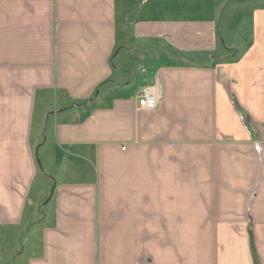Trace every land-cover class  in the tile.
<instances>
[{
	"label": "crops",
	"instance_id": "obj_1",
	"mask_svg": "<svg viewBox=\"0 0 264 264\" xmlns=\"http://www.w3.org/2000/svg\"><path fill=\"white\" fill-rule=\"evenodd\" d=\"M147 1L0 0V238L28 240L23 264H264V2L233 0L250 23L238 8L226 40L218 10ZM39 99L53 193L35 197Z\"/></svg>",
	"mask_w": 264,
	"mask_h": 264
},
{
	"label": "rangeland",
	"instance_id": "obj_2",
	"mask_svg": "<svg viewBox=\"0 0 264 264\" xmlns=\"http://www.w3.org/2000/svg\"><path fill=\"white\" fill-rule=\"evenodd\" d=\"M258 1L264 2L263 0H258ZM250 2H254L253 4L257 3L256 0H253V1L250 0ZM249 6H251V3ZM249 6L247 7L246 4L239 5L235 3L233 0H229V1L228 0H148L146 3V6L144 7V10L140 11V14L142 17L143 13L146 12V10L156 8L157 11H169V15H174V17H184V15H187V14H188V17H192V16H198L197 13H199V11L201 10L205 12V15L212 14L215 10L216 11L218 10L217 11L219 12L218 17L219 19H221L220 22L224 25L223 36L226 40H231V35L236 36V34L235 32L231 31V28L229 27L230 25L229 23L232 17L237 15L236 14L238 12L237 9L240 7L245 8V10L241 11L239 15L240 17L238 16V21L240 20L239 22L243 24L242 25L243 30L245 29L244 33L245 34L247 33L246 27L250 23V19H249L250 9L248 10ZM197 54L199 53L193 52L192 56L196 57ZM175 60H177L176 57H175ZM177 61L178 62L176 63H180L182 65L186 64L185 61L183 60L180 62L179 60ZM189 64H194V63L189 62ZM135 66L137 68L136 69L137 80H134V82H132L130 86V89H131L130 92L132 94L137 93V91L140 88H142V86L144 85V82H143L144 78H147L148 75H150L149 74L150 70H148V73H144L142 71L143 68L146 70L149 68L148 60L140 61V63L138 65L136 64ZM112 78L113 80H115L116 76ZM49 97L51 99L55 98L54 93L50 92ZM57 103H59L60 105L61 102L58 101ZM56 105L58 104H54L53 107H57ZM44 109H48V103L46 102L45 99L39 102L37 112L35 113V121H34L35 126H33V142L35 143V147H36L37 163L40 162V164L38 163L39 175L37 179L35 180L34 189H33L34 195L36 194L35 197L38 195L41 197L45 195L46 194L45 192H47L50 188L51 190L53 188L52 180L47 177L48 176L47 173H48V169L54 168V160L49 159V156L46 153L52 142V130H53V124H54V117H51L48 125L44 124V126L43 125L40 126L39 122L42 117L41 114H43V112L45 113ZM50 111L52 110H48L47 114L50 113ZM37 137L42 142L46 141V137H48L46 145H42L40 147L38 144L39 142L36 143ZM50 162H52L53 166L49 164ZM52 174L55 178L57 179L59 178L55 169L52 172ZM22 229H23V226H22ZM13 232H17V231H11L10 234H13ZM23 241L27 242L28 240L27 239L23 240V238L22 239L21 238H6V239L0 238V243H2V249H4V252H5V255H4L5 262L3 261L1 263L14 264L17 262L16 264H23L24 261H22V256L18 257L15 255L17 248H20L19 245L21 246L23 245ZM18 251L20 250L18 249Z\"/></svg>",
	"mask_w": 264,
	"mask_h": 264
},
{
	"label": "built area",
	"instance_id": "obj_3",
	"mask_svg": "<svg viewBox=\"0 0 264 264\" xmlns=\"http://www.w3.org/2000/svg\"><path fill=\"white\" fill-rule=\"evenodd\" d=\"M163 96L162 84L156 82L142 89L138 95V105L142 109L154 110L158 107Z\"/></svg>",
	"mask_w": 264,
	"mask_h": 264
},
{
	"label": "water",
	"instance_id": "obj_4",
	"mask_svg": "<svg viewBox=\"0 0 264 264\" xmlns=\"http://www.w3.org/2000/svg\"><path fill=\"white\" fill-rule=\"evenodd\" d=\"M39 164H40V162H38ZM51 193H53V190H52V192Z\"/></svg>",
	"mask_w": 264,
	"mask_h": 264
}]
</instances>
